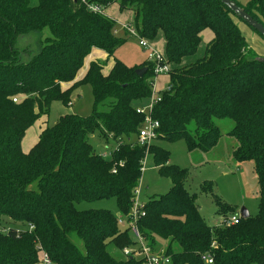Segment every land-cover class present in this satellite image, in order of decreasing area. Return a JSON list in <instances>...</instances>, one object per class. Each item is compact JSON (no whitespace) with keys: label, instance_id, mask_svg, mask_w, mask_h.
Here are the masks:
<instances>
[{"label":"trees","instance_id":"1","mask_svg":"<svg viewBox=\"0 0 264 264\" xmlns=\"http://www.w3.org/2000/svg\"><path fill=\"white\" fill-rule=\"evenodd\" d=\"M233 1L264 26V0ZM88 2L116 3L132 11L140 38L153 40L161 32L164 39L168 89L152 108L158 127L147 154L171 186L141 202L139 235L169 264H208L206 258L210 264H264V62L255 59L243 21L220 0ZM114 29L112 18L80 0H0V264H38L42 251L50 264H144L129 226L121 230L116 215L75 206L114 197L125 215L141 177L146 148L136 138L144 115L136 107L151 94L153 63L129 67L118 60L113 53L128 36ZM205 29L211 37L203 55L182 63L196 53ZM92 48L104 50L112 64L103 73L104 62L92 60L76 80ZM142 67L145 72L136 74ZM79 85L91 88L90 114L60 115L23 151L29 126L53 101L68 104ZM216 118L233 122L227 131L232 158L251 161L256 176L257 213L236 224L205 221L184 185L188 169L169 163V151L156 143L183 139L188 150L208 151L221 136ZM91 136L102 140L109 156L95 151ZM211 188L209 182L201 190ZM214 202L221 219L239 212L217 197ZM157 239L163 249H156ZM126 247L132 248L127 256Z\"/></svg>","mask_w":264,"mask_h":264},{"label":"rangeland","instance_id":"2","mask_svg":"<svg viewBox=\"0 0 264 264\" xmlns=\"http://www.w3.org/2000/svg\"><path fill=\"white\" fill-rule=\"evenodd\" d=\"M31 5H35L37 0H29ZM106 13L115 21V34L128 38L115 49L113 55L131 67L141 64L145 59V49L138 44V34L125 35L121 24L129 25L135 28L132 11L125 9L119 11L117 4L113 3L107 6ZM242 24V25H241ZM246 24L240 21V26L244 32L249 45L256 51L259 56H264V43L251 40V35L255 36ZM211 37L209 29L203 31V39L198 45L194 55L187 57L182 63H188L203 55L205 44L208 38ZM260 39L257 35L255 36ZM153 48L164 54V39L161 32H158L153 40L144 38ZM99 55L95 57L93 53H88L86 61L84 60L82 67L78 71L79 80L82 77V72L87 68L92 60L99 59L104 62L103 73H106L111 64L112 57L108 58L104 50L98 49ZM91 56V58H90ZM85 67V68H84ZM81 74V75H80ZM168 75L167 73L158 74L154 79V92L158 93L167 89ZM92 93L89 85L77 86L70 95V104H62L59 101H53L46 115L38 117L34 123L25 131L21 141L23 149H28L34 141L37 140L39 131L45 126H50L56 122L60 115L70 113L85 117L90 114L92 106ZM215 122L221 129V136L216 145L208 151L199 149L188 150L183 139L175 141L159 140L156 143L169 151V163L177 165L181 168L188 169V176L184 185L189 193L195 195L196 203L199 208V213L210 225L221 224V216L217 214V206L214 198H219L222 202L236 207L238 210L243 207L249 215L257 213V183L256 176L253 171L251 161L238 162L232 158V142L227 135V131L232 127L233 122L229 118H216ZM102 140L96 136L89 137L90 143L93 145L97 153L102 154L108 151V147L99 143ZM211 183V191L203 192L201 187L204 183ZM171 186L169 178L161 176L158 173L157 167L153 165L150 156L146 155L143 162V169L139 179V201L144 202L148 197L166 193ZM78 209H105L109 210L114 215L119 213L114 197L101 198L91 201H80L75 205ZM126 224L121 223L119 228L125 230ZM73 241L80 245L79 240ZM165 243L157 239L156 249H163ZM109 251L115 257H122L119 251L109 247Z\"/></svg>","mask_w":264,"mask_h":264},{"label":"built area","instance_id":"3","mask_svg":"<svg viewBox=\"0 0 264 264\" xmlns=\"http://www.w3.org/2000/svg\"><path fill=\"white\" fill-rule=\"evenodd\" d=\"M84 3L90 11L94 13L105 14V8L101 5L88 2V0H80ZM106 15V14H105ZM122 30L126 32L128 35L136 34L135 28H131L129 25L121 24ZM138 44L145 49L146 60L151 61L153 63V72L154 79L158 74L167 73L169 70V65L165 61L164 55L155 50L151 44L144 40V38H139ZM168 89V87H167ZM160 99V92H154V80L152 83V91L150 96L142 103V105L136 107V112L142 113L144 115L142 124L138 130V135L136 138V143L140 146H144L146 148L145 156L143 158V162L147 154L148 146L155 140L156 138V129L158 127V121L152 119L151 112L153 105L158 102ZM16 101V98L12 99ZM70 104V102H69ZM102 156H109V152H103ZM143 169V167H142ZM144 214V211L141 209V202L139 201V186L134 189V199L133 204L130 211L122 215L118 213L116 215L117 222L119 224L124 223L130 228V232L132 236L135 238L137 242V246L134 250V253L137 257L142 258L144 260V264H169V257L164 256L163 252H155L150 249L149 246L146 245V242L139 235L138 230L136 228L135 222L136 220ZM239 212L233 214L225 219H222L221 224H236L239 221ZM132 252V248L126 247L122 249V253L127 256ZM208 264L212 263L210 258L205 259ZM40 263L42 264H50V259L45 252H41Z\"/></svg>","mask_w":264,"mask_h":264},{"label":"water","instance_id":"4","mask_svg":"<svg viewBox=\"0 0 264 264\" xmlns=\"http://www.w3.org/2000/svg\"><path fill=\"white\" fill-rule=\"evenodd\" d=\"M220 2L225 5L228 9H230L234 15L241 19L247 26L254 29L258 34H260L264 38V26L255 20L249 13H247L242 7L236 4L233 0H220ZM256 60L260 62H264V56H257L255 57ZM146 70V67L137 68L135 69V73L138 75H142ZM239 216L241 218H246L249 216L248 211L241 207L239 209ZM42 264V263H39Z\"/></svg>","mask_w":264,"mask_h":264},{"label":"crops","instance_id":"5","mask_svg":"<svg viewBox=\"0 0 264 264\" xmlns=\"http://www.w3.org/2000/svg\"><path fill=\"white\" fill-rule=\"evenodd\" d=\"M115 4H116V3H115ZM117 6H118V5H117ZM106 8H107V7H106ZM106 8L104 9V10H105V14H106L107 16H109V15L106 13ZM119 11H121V10L119 9ZM109 17H110V16H109ZM123 31H124V30H123ZM124 33H125V32H124ZM209 38H210V37H209ZM209 38H208V39H209ZM251 40L261 42L260 40H258V39H257L255 36H253V35H251ZM263 49H264V48H263ZM98 51H99L98 48H92V49L90 50V52H89V55H90V53H93L92 57H93V56L95 57L96 55H99ZM90 58H91V56H90ZM85 61H86V58H85ZM84 68H85V67H84ZM85 71H86V69L84 70V73H85ZM84 73L82 72V75H83ZM80 75H81V74H80ZM77 76H78V74L76 75V79L79 77V76H78V77H77ZM67 85H68V84H67ZM67 85L64 84L63 87H67ZM70 103H71V102H70ZM41 129H42V128H41ZM41 129H40V130H41ZM39 132H40V131H39ZM35 142H36V141H34V142L32 143V145H33ZM32 145H31V146H32ZM31 146H30V147H31ZM21 147H22V146H21ZM30 147H28V149H29ZM28 149H23V148H22L23 151H27ZM39 263H40V262H39ZM39 263H38V264H39Z\"/></svg>","mask_w":264,"mask_h":264}]
</instances>
